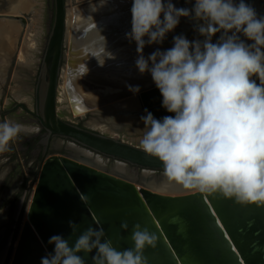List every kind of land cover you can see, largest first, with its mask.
Returning <instances> with one entry per match:
<instances>
[{"label": "water", "instance_id": "water-1", "mask_svg": "<svg viewBox=\"0 0 264 264\" xmlns=\"http://www.w3.org/2000/svg\"><path fill=\"white\" fill-rule=\"evenodd\" d=\"M5 2L1 0L0 7L5 9ZM256 2V6L264 10V0ZM173 3L176 7L192 6L186 0H173ZM66 5L67 0H53L52 23L34 84L33 111L21 100L0 111V118L4 119L6 114L21 108L31 113L45 132L41 139L45 147L40 162L18 213L11 239H6H10V246L4 264H40L41 258L54 248L48 243L51 236L70 237L71 245L89 226L103 227L106 237L112 240L118 251L132 248L130 237L136 223L155 232L158 237L155 248L146 247L144 250L147 264H264V206H242L218 194H200L175 185L162 192L160 188L168 180L158 158L144 153L138 145L75 124L59 115L58 88L62 67L65 64L73 67L83 60V57H75L80 54L79 48L68 49L67 55L65 53ZM130 8L124 12L128 18L131 17ZM29 13L0 15V19L7 16L24 22L22 16L27 17ZM194 24L190 17H181L160 49L172 47V37L181 33L189 40L203 39L194 30ZM0 25H5L3 20ZM126 28H131L130 23L123 29ZM7 30H0V49L10 48L6 66L15 61L18 50H14L16 42L5 36ZM219 35L215 34L212 42ZM106 52H109L107 48ZM111 52L106 54V59ZM137 82L140 91L135 94L128 88L132 82L121 84L123 89H120L125 91L119 92L116 98L126 97V105L106 114L101 107L94 105L77 108L79 101L69 86L73 95L69 103L71 110L73 114L80 109L95 113V118L105 121L111 129L129 128L143 134L140 117L146 114L145 109L157 119L174 114L161 106V94L152 81ZM121 114H128L130 119ZM52 139L66 140L67 153H49ZM54 145L57 147L58 141ZM98 156L115 163L105 170L96 160ZM117 165L122 169H117ZM126 165L133 170L128 171ZM174 217L178 218L177 222H173ZM70 220L79 225L76 235L70 236ZM122 221L128 224L126 231L120 227ZM4 245L0 247V264ZM93 254L79 253L85 264H92Z\"/></svg>", "mask_w": 264, "mask_h": 264}, {"label": "clouds", "instance_id": "clouds-1", "mask_svg": "<svg viewBox=\"0 0 264 264\" xmlns=\"http://www.w3.org/2000/svg\"><path fill=\"white\" fill-rule=\"evenodd\" d=\"M186 3L191 8L176 7L173 0L131 3V29L125 36L136 44L135 66L140 74H150L161 106L174 114L157 119L145 109L139 145L162 162L168 180L162 192L175 185L218 194L242 206H264V15L245 0ZM181 17H190L203 39L174 35L172 47H158L145 57L144 47L162 44ZM128 88L134 94L140 91L139 85ZM39 131L0 118V156L12 150L22 133ZM6 163L0 158V165ZM6 173H0V181ZM68 224L70 236L76 235L78 223ZM120 227L126 231L127 222ZM130 238L133 247L118 251L99 225L87 227L71 245L70 237L53 235L48 243L54 248L40 264H85L79 253L93 252L92 264H147L143 253L146 247H156L157 234L136 223Z\"/></svg>", "mask_w": 264, "mask_h": 264}, {"label": "rangeland", "instance_id": "rangeland-1", "mask_svg": "<svg viewBox=\"0 0 264 264\" xmlns=\"http://www.w3.org/2000/svg\"><path fill=\"white\" fill-rule=\"evenodd\" d=\"M27 2L29 4L28 7H26L25 10H21L22 12H30L29 16L27 17L21 15L24 19V22H22L21 20L11 19V17L7 16L0 19L3 20L5 24L0 25V27L4 28L5 30L8 29V33L5 36H7L8 39L10 38L11 41L16 42V46L14 48L15 52L18 49L15 61H11V63L9 62L7 66L5 63L10 48L6 46L7 48L5 47L0 49V57L2 58L3 54L6 56L5 62L0 66V111L11 107L18 100L23 101L30 110L33 111L34 109V84L52 23L53 0H27ZM68 3L70 6L71 4H73L71 0L68 1ZM5 9L0 7V15H8L13 12V10H8L7 7ZM16 11L17 10H14L13 13H16ZM70 23L71 25L69 27V30L71 31L72 22L70 21ZM29 38L33 42L34 46L31 47V49L29 48L26 51V54L24 53V56L22 58L18 57V55L20 54L19 50H21V46L23 45V43L29 42ZM131 42L132 41H128L127 43ZM68 43L69 42L66 39V55L69 46ZM66 66L67 65L65 64L64 67L66 68ZM78 79L80 83L86 85V87H88L89 89H103V84L90 81L88 78L84 77ZM107 85L112 86L109 84ZM116 86L121 85L116 84ZM122 89L121 91H125ZM60 91L61 90L58 88V92ZM119 92L109 95L108 97H110L111 99H108V102H106V98H103V100L105 99V101L103 103L104 105H100L101 108H103L105 105L111 106L112 110L123 108L124 105H126V98H116ZM71 96L73 95L70 92L69 97ZM92 97L98 99V96L94 95L91 96L90 100H92ZM69 103L70 102L66 99L65 95H60L57 109L59 115L63 119L71 121L75 124L89 126L96 131L139 146V140L143 135L142 132H132L131 130H129V128H121L120 130L111 129L107 126L105 121L97 120L95 118V113H85V110H82L79 114H73ZM100 106H98V108ZM104 111L106 112V109H104ZM83 114H85V117H82ZM121 115L122 117L130 119V116H127L128 114ZM9 118L23 124L39 127V124L32 119V116H30L27 112H25V110L21 108H18L11 114H6L4 116V119ZM29 137V135H25L22 133L21 136L13 142L12 150L0 156V158L7 160L6 164L0 165V173H2L4 170H7L4 180L0 181V244L3 246V244L5 243L1 264H4L6 255L9 251L10 239L16 224L18 213L20 212V208L24 202L27 190L39 164L37 160H34V157L31 153L26 152V149L22 143L26 138ZM57 141L59 145L57 147H55L56 145H53L51 152L62 154L67 153V150L65 149V144L67 143V141L55 139V142ZM96 160L100 162L105 170H108L115 163L112 159L103 158L101 156L96 157ZM126 167L128 171L133 170V167H130L128 165H126ZM13 197L14 200H12ZM22 221L23 220H21V223ZM7 237L10 238L8 239V241L6 240Z\"/></svg>", "mask_w": 264, "mask_h": 264}, {"label": "bare ground", "instance_id": "bare-ground-1", "mask_svg": "<svg viewBox=\"0 0 264 264\" xmlns=\"http://www.w3.org/2000/svg\"><path fill=\"white\" fill-rule=\"evenodd\" d=\"M68 1L70 0H67L66 5L65 43L67 39L68 49L79 48L80 54L75 57L76 59L79 56L83 57V60L74 64L73 67L67 64L66 68L62 67L59 100L60 95L63 94L69 102L71 101V97H69V86H71L79 105H85L86 108L90 105L100 106L105 101L103 98H106V102H108L107 100L111 99L108 96L121 91L122 85L128 81L132 82L133 86L138 85L137 81L142 83L146 80L151 83L150 74L147 72L140 74L135 66L138 55L136 44L134 41L127 43L131 40L125 36V33L129 32L131 28L123 29L125 25L129 23L131 25V17L124 16V12L131 6L132 0H105L103 4H101L103 0H71L73 2L71 6ZM28 5L27 0H6L5 2L8 10H13V12L17 10L18 13L25 10ZM13 12L11 14H14ZM70 21L72 22L71 31L69 30ZM0 30L5 31L2 27ZM33 46V42L29 38V42L23 43L21 46L18 57L22 58L24 53L26 54V51ZM158 47L160 48L161 44L146 45L143 54L147 57L152 50ZM106 48L109 52L112 50L108 59H106V54L109 52H106ZM5 58L4 54L2 58L0 57V66L5 62ZM82 77L103 84V89H89L80 83L78 78ZM116 84L122 85L116 86ZM94 95L98 96V99L92 97L90 100ZM79 105L76 104V107L78 108ZM104 107L102 109H106L105 114L114 111L109 105ZM81 111L80 109L74 114H79ZM117 169L121 170L122 168L117 166Z\"/></svg>", "mask_w": 264, "mask_h": 264}, {"label": "flooded vegetation", "instance_id": "flooded-vegetation-1", "mask_svg": "<svg viewBox=\"0 0 264 264\" xmlns=\"http://www.w3.org/2000/svg\"><path fill=\"white\" fill-rule=\"evenodd\" d=\"M245 2L250 4L256 10L257 14L264 13V10L260 9L259 6H256V5H258L256 0H245ZM27 113L30 116H32V119L35 121L34 116L31 113H29V112H27ZM79 125H82V124H79ZM44 135H45L44 130L40 128V131H39L38 134L29 135L30 137L26 138L25 141L22 142L24 147H25V149H26V152L31 153L33 155V157H34V160H37L38 162H40L41 153H42V151H43V149L45 147V144H43L41 142V139L44 137ZM54 144H55V139H52L50 141L49 148H48V152L49 153H52L51 150H52V146ZM21 176H22V173H21ZM12 200H14V197L12 198Z\"/></svg>", "mask_w": 264, "mask_h": 264}, {"label": "crops", "instance_id": "crops-1", "mask_svg": "<svg viewBox=\"0 0 264 264\" xmlns=\"http://www.w3.org/2000/svg\"><path fill=\"white\" fill-rule=\"evenodd\" d=\"M140 146V145H139Z\"/></svg>", "mask_w": 264, "mask_h": 264}, {"label": "snow or ice", "instance_id": "snow-or-ice-1", "mask_svg": "<svg viewBox=\"0 0 264 264\" xmlns=\"http://www.w3.org/2000/svg\"><path fill=\"white\" fill-rule=\"evenodd\" d=\"M83 70V69H82Z\"/></svg>", "mask_w": 264, "mask_h": 264}]
</instances>
